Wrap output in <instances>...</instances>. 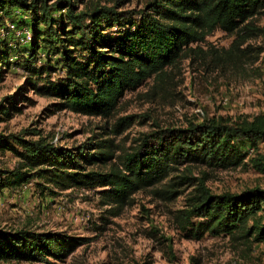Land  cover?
Masks as SVG:
<instances>
[{"label":"trees","instance_id":"obj_1","mask_svg":"<svg viewBox=\"0 0 264 264\" xmlns=\"http://www.w3.org/2000/svg\"><path fill=\"white\" fill-rule=\"evenodd\" d=\"M84 4L0 0V27L17 8L33 23L31 54L23 65L26 82L0 103V122L33 105L30 93L54 101L49 115L67 111L106 122L75 149L57 145L37 129L17 136L0 134V152H12L20 161L17 169L0 172V190L36 178L60 191L96 190L99 205L117 217L139 192L150 190L174 202L185 188L193 189L185 208L174 214L186 238L223 236L248 247L264 242V190L217 194L206 186L205 172L195 177L202 167L229 170L247 163L264 174V154L259 153L264 114L251 121L220 117L144 133L129 149L116 138L143 123V117H120L109 125L126 95L147 82H152L148 96L168 93L183 60L198 61L208 70L225 61L256 62L258 56H247L242 46L264 31L257 24L264 18V0H148L138 12L119 11V1L79 10ZM217 31L235 36L222 52L211 44L202 46ZM43 56L46 62L38 65ZM9 59L8 45L0 37V84L11 68ZM252 152L256 154L250 157ZM86 242L62 233L0 229V264H53L49 259L65 260Z\"/></svg>","mask_w":264,"mask_h":264},{"label":"rangeland","instance_id":"obj_2","mask_svg":"<svg viewBox=\"0 0 264 264\" xmlns=\"http://www.w3.org/2000/svg\"><path fill=\"white\" fill-rule=\"evenodd\" d=\"M57 1L49 0V4ZM117 1L121 6L119 11L124 12H138L148 2L85 0V4L78 7L83 10L94 5L112 6ZM22 14L15 9L6 19L5 26L0 27V37L8 45L11 63L5 81L0 84V103L18 93L27 78L23 65L31 54L33 23ZM52 16L59 18L56 12ZM257 24L264 28V18ZM234 39V35L217 31L208 37V44L202 46L207 49L211 44L222 52ZM242 50L247 56H258V60L237 64L225 61L215 70H208L198 61L183 60L179 71L175 72L176 85L168 93L159 91L148 96L151 81L128 93L109 125L117 118L132 115L143 117V123L133 125L116 138L117 142L129 149L144 133L184 128L190 122L220 117L237 123L246 119L251 121L264 114V31L243 45ZM46 58L41 57L38 65L44 64ZM29 97L34 104L26 105L23 112L11 120L0 122V134L17 136L25 129H37L48 140L58 137L57 145L75 149L87 143L94 132L99 133L98 128L106 123L100 118L67 111L49 115L46 111L54 102L52 99L32 93ZM259 153L264 154V143L260 144ZM255 154L252 152L250 157ZM19 162L12 152H0V172L17 169ZM202 172L208 177L206 186L217 194H238L254 188L264 190V174L250 163L229 170L212 171L202 167L195 177H201ZM192 190L185 188V193L174 202H167L150 190L139 192L132 204L114 217L106 214L107 209L99 205L96 190L60 191L36 178L23 186L0 190V229L62 233L88 241L65 260L49 259L53 264H142L145 260H151L153 264H264V242L248 247L223 236L200 241L185 237L177 228L174 214L185 208L186 198ZM155 233L157 235L153 236Z\"/></svg>","mask_w":264,"mask_h":264},{"label":"built area","instance_id":"obj_3","mask_svg":"<svg viewBox=\"0 0 264 264\" xmlns=\"http://www.w3.org/2000/svg\"><path fill=\"white\" fill-rule=\"evenodd\" d=\"M27 39H28V40L30 39L29 33H27ZM58 140H59V138H58V137H56V138H55V140H54V143H57V142H58Z\"/></svg>","mask_w":264,"mask_h":264}]
</instances>
